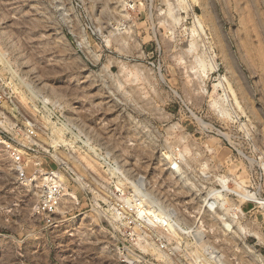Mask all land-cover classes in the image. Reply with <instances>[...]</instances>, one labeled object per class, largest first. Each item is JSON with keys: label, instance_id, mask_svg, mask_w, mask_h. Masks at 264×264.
I'll use <instances>...</instances> for the list:
<instances>
[{"label": "rangeland", "instance_id": "obj_1", "mask_svg": "<svg viewBox=\"0 0 264 264\" xmlns=\"http://www.w3.org/2000/svg\"><path fill=\"white\" fill-rule=\"evenodd\" d=\"M169 1L0 0L3 107L75 131L50 221L0 145V264H264V0Z\"/></svg>", "mask_w": 264, "mask_h": 264}, {"label": "built area", "instance_id": "obj_2", "mask_svg": "<svg viewBox=\"0 0 264 264\" xmlns=\"http://www.w3.org/2000/svg\"><path fill=\"white\" fill-rule=\"evenodd\" d=\"M5 102V97L0 93V145L12 159L20 179L31 183L35 175L41 176V194L35 208L37 214L50 221L62 203L61 176L57 168L43 170L41 166L39 155L51 154L49 147L45 148L42 143L43 137L38 132L34 117L43 115L47 119H54L59 124L58 127L70 135L75 131L64 122L62 115L57 114L54 103L47 99L36 97L31 113L19 107L10 109L3 107ZM11 103L14 104L15 101L11 99ZM59 165L64 169L61 164ZM28 168L32 169L30 177H28Z\"/></svg>", "mask_w": 264, "mask_h": 264}, {"label": "bare ground", "instance_id": "obj_3", "mask_svg": "<svg viewBox=\"0 0 264 264\" xmlns=\"http://www.w3.org/2000/svg\"><path fill=\"white\" fill-rule=\"evenodd\" d=\"M196 1V0H195ZM170 1L168 0V3H169ZM172 3H174V1L172 2ZM172 3H169V6H168V8H169V12L171 11L172 12V10H173V7H172V5H174V4H172ZM176 5H177V9H187L189 6L187 5V2H185V0H179V1H176ZM171 14V13H170ZM173 17V16H172ZM173 19H177L178 20V17L177 18H175V17H173ZM189 47H188V50H192V48L194 47V42L192 41V42H190L189 44ZM200 62V61H199ZM201 63H203V62H201ZM54 137L56 138V140L55 141H53L52 143L53 144H51V145H53L55 148H56V145H57V143L59 142H61L62 140H61V136H60V134L58 133V132H56V133H54ZM37 177V176H36ZM245 195V194H244ZM246 195H248V194H246ZM67 197V196H66ZM64 199V198H63ZM263 203V202H262ZM145 212H147L148 214H151L152 216H154L155 217V219H158L159 221H161L162 222V218L158 215V213L156 212L155 213V210H147L146 208H145V210H144V213ZM142 213V212H141ZM148 214H143L144 216H146V215H148ZM151 215H149L150 217H151ZM142 216V215H141ZM149 217V218H150ZM148 218V219H149ZM153 218V217H152ZM150 220H152L153 221V219H150ZM155 221V220H154ZM156 224H157V222H156ZM159 224V223H158ZM161 224V223H160Z\"/></svg>", "mask_w": 264, "mask_h": 264}]
</instances>
